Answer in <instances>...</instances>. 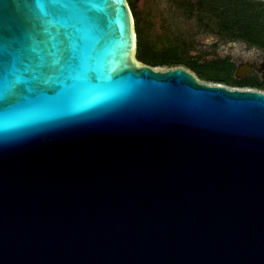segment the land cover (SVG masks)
<instances>
[{
    "label": "water",
    "instance_id": "water-1",
    "mask_svg": "<svg viewBox=\"0 0 264 264\" xmlns=\"http://www.w3.org/2000/svg\"><path fill=\"white\" fill-rule=\"evenodd\" d=\"M135 49L126 0H0V264H264V93Z\"/></svg>",
    "mask_w": 264,
    "mask_h": 264
},
{
    "label": "rangeland",
    "instance_id": "rangeland-1",
    "mask_svg": "<svg viewBox=\"0 0 264 264\" xmlns=\"http://www.w3.org/2000/svg\"><path fill=\"white\" fill-rule=\"evenodd\" d=\"M132 2L141 50L147 47L162 49L175 44L184 51L186 58L200 61L228 58L234 63L247 59L250 54L264 55L263 51L242 42H223L217 36L220 26L226 22L250 30H264V0Z\"/></svg>",
    "mask_w": 264,
    "mask_h": 264
},
{
    "label": "trees",
    "instance_id": "trees-1",
    "mask_svg": "<svg viewBox=\"0 0 264 264\" xmlns=\"http://www.w3.org/2000/svg\"><path fill=\"white\" fill-rule=\"evenodd\" d=\"M133 19H136L135 8L132 0H126ZM134 22L136 32L135 59L142 65L151 68H177L183 67L200 81L220 84L228 88L252 89L264 92V83L257 77L247 76L236 79L233 74V63L228 58H216L208 61L184 57V51L175 44L166 48L156 49L147 47L141 50L140 37L136 30L137 19ZM218 39L223 42H242L249 47H254L264 52V30H250L236 26L230 22L223 23L217 33Z\"/></svg>",
    "mask_w": 264,
    "mask_h": 264
},
{
    "label": "flooded vegetation",
    "instance_id": "flooded-vegetation-1",
    "mask_svg": "<svg viewBox=\"0 0 264 264\" xmlns=\"http://www.w3.org/2000/svg\"><path fill=\"white\" fill-rule=\"evenodd\" d=\"M245 60H239L237 62H230L233 63V74L234 76H239L244 79L247 76L251 77H257L261 82L264 83V79L261 75V70L264 69V55H258V54H250L246 57Z\"/></svg>",
    "mask_w": 264,
    "mask_h": 264
},
{
    "label": "built area",
    "instance_id": "built-area-1",
    "mask_svg": "<svg viewBox=\"0 0 264 264\" xmlns=\"http://www.w3.org/2000/svg\"><path fill=\"white\" fill-rule=\"evenodd\" d=\"M247 89V88H246ZM261 93H264V92H261Z\"/></svg>",
    "mask_w": 264,
    "mask_h": 264
}]
</instances>
